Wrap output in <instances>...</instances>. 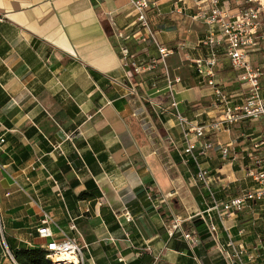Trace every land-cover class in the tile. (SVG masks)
Wrapping results in <instances>:
<instances>
[{
    "label": "crops",
    "instance_id": "crops-1",
    "mask_svg": "<svg viewBox=\"0 0 264 264\" xmlns=\"http://www.w3.org/2000/svg\"><path fill=\"white\" fill-rule=\"evenodd\" d=\"M132 1L0 0V215L6 237L20 248H45L37 229L49 217L56 236L87 245L85 264H227L223 252L234 255L231 240L255 255L248 264H264V201L217 218V241L203 220H190L213 198L194 180V163L181 160L186 145L174 114L200 121L223 114L192 67L205 55L198 42L206 26L192 20L196 0H149L166 13L149 14L158 39L168 46L184 40L189 48L138 75L124 66L122 47L133 59L159 55L152 41L134 40L141 26ZM220 53L217 79L223 84L224 68L235 73ZM167 73L179 79L171 88ZM229 90L236 94L233 105H240L241 89ZM211 140L234 144L227 158L215 149L203 161L212 176L224 174L230 183L227 191L213 185L215 199L225 201L253 185L244 169L254 145L264 142V127L261 120H245ZM256 156L264 160V146ZM148 189L166 199L159 209ZM175 215L200 236L195 251L178 234L168 236Z\"/></svg>",
    "mask_w": 264,
    "mask_h": 264
},
{
    "label": "built area",
    "instance_id": "built-area-1",
    "mask_svg": "<svg viewBox=\"0 0 264 264\" xmlns=\"http://www.w3.org/2000/svg\"><path fill=\"white\" fill-rule=\"evenodd\" d=\"M182 1V0H180ZM259 0H196L195 8L197 12L192 17L193 22L202 23L206 26L198 44L203 48L205 55L192 60V67L198 74L199 84L205 85L212 90L218 106L222 107V115L219 118L208 121L190 119L185 114L175 113V118L179 128L182 130L183 141L186 145L181 160L184 165L191 162L195 165L194 180L202 184L213 198L212 206L207 210L192 216L200 218L207 226V232L214 241L218 239L219 228L215 220L223 217H232L239 213L252 209V204L264 201V160L256 156L264 142L255 144L253 153L250 155L251 163L245 167L244 173L247 179L253 183L246 190H241L236 196H231L225 201L215 199L216 191L213 185L218 183L222 191L229 190L230 183L227 182L224 174L217 173L212 176L203 166V161L209 160L210 153L215 149L221 152L225 159L230 154L233 143L227 145L213 142L212 137L223 133H230L234 126L245 120H261L264 127V97L262 94V77L264 76V65L256 67L255 56L259 52H264V8L254 6ZM141 32L135 33L134 40L140 44L153 42L157 46L159 58L153 60L149 66H139L130 55L127 47L121 48V56L125 67L131 68L135 74H143L151 71L153 65H165L166 59L172 55L180 54L189 48L184 40L175 42L172 46L163 44L157 37V32L153 31L150 24L149 14L156 10L159 18L165 16V12L157 3L149 0H135L131 3ZM260 5H263L261 1ZM174 11H180V7L174 6ZM4 17H0V22ZM146 31L145 33H142ZM120 37L124 38L120 34ZM126 39V38H125ZM229 58L231 68L235 73L233 83L218 82L217 66L220 61L221 53ZM166 85L170 88L173 82L169 74L166 75ZM232 86H238L246 95L240 105H233L236 94L229 90ZM173 107L176 103L173 101ZM163 112L167 113L166 110ZM173 115V114H172ZM5 143V139L0 138V146ZM147 198L159 209L161 204L166 203V199H158L154 196L151 189L147 190ZM131 219L130 213H126ZM185 220L175 215L171 224L166 227L168 236L175 234L181 236L188 242L192 251L199 245L200 236L192 228L185 230L183 225ZM41 226L37 229L38 237L47 241L45 248L47 260L51 264H85L84 247L80 246L77 239L62 234L56 236L52 218L45 217L41 221ZM71 230H77L75 225ZM5 226L0 215V241L4 249L7 243L4 239ZM227 247L234 250L231 256L224 251L227 264H234V259L238 264H248L255 260L253 253H248L243 244H236L231 240Z\"/></svg>",
    "mask_w": 264,
    "mask_h": 264
},
{
    "label": "trees",
    "instance_id": "trees-1",
    "mask_svg": "<svg viewBox=\"0 0 264 264\" xmlns=\"http://www.w3.org/2000/svg\"><path fill=\"white\" fill-rule=\"evenodd\" d=\"M264 59V52H262ZM262 89L264 90V84H262ZM24 158L28 157V154L23 156ZM100 193L96 194L98 197ZM86 194L83 195L85 197ZM4 239L7 243V249L1 244L0 241V257L2 261L0 264H51L47 260V252L40 247L34 249H25L17 247V245L4 235Z\"/></svg>",
    "mask_w": 264,
    "mask_h": 264
},
{
    "label": "rangeland",
    "instance_id": "rangeland-1",
    "mask_svg": "<svg viewBox=\"0 0 264 264\" xmlns=\"http://www.w3.org/2000/svg\"><path fill=\"white\" fill-rule=\"evenodd\" d=\"M261 1L263 2V0H259L258 2H256V3H254L253 5L254 6H261L262 8H264L262 5H260V3H261ZM263 5H264V3H263ZM263 57V55H262V52H259V53H257V55L255 56V65H256V67H260V66H263L264 65V59L262 58ZM139 66H144V65H147V63H149L150 65H151V63H152V57L149 59V58H146V61H143V60H138V57L136 56L134 59H133ZM170 64V63H169ZM225 70L224 71H222V73H223V76H224V80H225V82L226 83H233L234 82V80H235V78H233L234 76H232V74H230V68H224ZM138 75V74H137ZM136 75V76H137ZM163 78L164 76H163V74H160L159 76L158 75H155L154 76V83H156L155 85H154V87L155 86H159L158 85V81H159V78ZM160 78V79H161ZM226 80H228V81H226ZM262 84H264V76L262 77ZM242 97L241 98H243L245 95H246V93L245 92H240L239 93ZM262 94H263V97H264V90L262 89ZM218 103L216 102V100L214 99V101H213V105H217Z\"/></svg>",
    "mask_w": 264,
    "mask_h": 264
},
{
    "label": "water",
    "instance_id": "water-1",
    "mask_svg": "<svg viewBox=\"0 0 264 264\" xmlns=\"http://www.w3.org/2000/svg\"><path fill=\"white\" fill-rule=\"evenodd\" d=\"M174 204L176 205L177 204V201H174ZM177 206V205H176Z\"/></svg>",
    "mask_w": 264,
    "mask_h": 264
},
{
    "label": "bare ground",
    "instance_id": "bare-ground-1",
    "mask_svg": "<svg viewBox=\"0 0 264 264\" xmlns=\"http://www.w3.org/2000/svg\"><path fill=\"white\" fill-rule=\"evenodd\" d=\"M263 3H264V0H263Z\"/></svg>",
    "mask_w": 264,
    "mask_h": 264
}]
</instances>
